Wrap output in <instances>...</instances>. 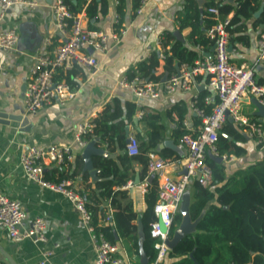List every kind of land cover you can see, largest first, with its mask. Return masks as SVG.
Segmentation results:
<instances>
[{
  "label": "crops",
  "instance_id": "1",
  "mask_svg": "<svg viewBox=\"0 0 264 264\" xmlns=\"http://www.w3.org/2000/svg\"><path fill=\"white\" fill-rule=\"evenodd\" d=\"M33 1L37 3L35 9L28 10L22 5H16L7 10L0 20V32L15 28L18 36L12 50L0 51V193L20 203L26 214L23 228H28L34 218L44 221L46 241L40 244L30 240L12 242L5 230L0 228V264H9L6 255L15 264H38L43 260L45 264L94 263L92 243L69 201L61 194L30 181L20 166V154L26 149H46L51 146L70 147L72 159L70 162L45 166L44 178L58 182L60 174L69 176L66 180L78 191L84 192L89 204L91 200L98 201L97 183L102 180L93 160L100 157L114 160L118 164L120 173L126 174L128 178L124 184L112 187L116 193L115 207L106 199L98 201L96 205L104 211L105 217L110 216L108 225L113 229V244L117 246L115 256L126 260L128 264H154L155 260L150 262L144 252L143 243L147 225L145 213L150 201L148 196L154 181H158L157 175L147 168L144 170L136 161L120 163L117 159L121 151L117 143H112L110 148L95 145L96 154L85 158L84 148L74 142V130L80 124L93 122L105 106L112 105L116 100L123 110L127 105H134L135 108L131 122L123 121L125 146L130 136L136 138L138 144L141 138H146L148 129L142 116L155 115V125L163 136L158 149L172 151L177 157L170 159L172 161L184 159L187 152L181 140L177 144L174 141L175 131L182 116L183 127L190 132L187 134H198L201 124L194 125L195 119H199L193 111L194 100L205 93V103L214 105L217 101L214 90L207 86L208 75L203 73L195 77L187 91L176 90L171 94H162L155 100L144 101H137L130 90L118 85V80L124 76L130 77L140 63L148 65L154 52L157 63L153 77L158 80L188 72L197 62L212 60L213 43L206 36L211 21L207 7L213 2L234 8L237 0H149L141 14L135 13L136 0H94V3L93 0H69L76 8L74 14L84 16L88 29L102 31L107 35L109 49L104 54L87 50L98 61L97 74L88 75L79 67L68 71L74 72L71 86L77 93L73 99L62 105L53 103L35 114H28L23 110V94L29 82L31 67L36 57L51 54L58 45L51 10L54 0ZM257 1V10L248 18H240L232 26L234 32L228 39V58L233 65L251 68L256 83L264 86V58H260L257 46L258 39L264 33V0ZM91 3L95 7V14L88 17L86 7ZM233 15L234 9L224 18L231 19ZM120 30L125 32L118 42H114L111 35ZM173 45L182 50V59L172 57L171 65L166 67L165 57L172 55ZM65 75L59 72L55 78L67 82L63 78ZM240 113L258 122L264 131V105L258 99L246 94L241 100ZM226 121L232 124L230 130L236 134L226 133L223 127L219 134L244 153L237 157L218 153L219 157L216 158L207 154V158L224 167L223 182L235 172L259 161L264 155V145H257L246 126L236 125L228 119ZM92 142L96 140H90L88 144ZM94 170L95 181L89 175ZM178 170L168 167L164 173L174 178ZM196 189V182L191 180L175 212L180 215L175 233L180 231L184 223L186 235L195 231L196 221L190 220L189 208ZM210 191L214 192V187H210ZM114 213L134 216L130 222L134 227L130 234L132 238L121 237L116 231ZM47 251L51 254L44 259L42 256ZM171 261L166 258L164 263Z\"/></svg>",
  "mask_w": 264,
  "mask_h": 264
},
{
  "label": "built area",
  "instance_id": "2",
  "mask_svg": "<svg viewBox=\"0 0 264 264\" xmlns=\"http://www.w3.org/2000/svg\"><path fill=\"white\" fill-rule=\"evenodd\" d=\"M149 0H138L135 10L141 14ZM22 5L28 10L37 7L33 0H0V20L11 7ZM51 10L55 22V33L58 45L49 55L35 58L30 70L29 82L23 94V110L28 114H35L41 108L56 104H64L73 99L77 91L64 80L55 77L59 72L67 73L74 67L83 69L88 75H95L99 71V64L92 53L104 54L108 48V37L102 31L88 29L85 18L81 14L72 13L64 0H54ZM207 13L213 20L206 36L213 43L212 60H203L195 63L188 72L173 74L165 80L142 78L135 71L132 77L124 76L118 80V85L131 91L137 101L155 100L162 94H171L176 90L187 91L191 88L193 79L200 74L208 75L207 86L214 90L216 103L210 114L193 104V111L201 119V125L196 137L185 134L181 143L187 155L180 161L162 159L155 153L147 154V169L157 175V199L153 207L155 221L151 224L149 234L156 239L154 248L157 250L154 264L161 263L169 250L166 242L168 232L162 233L157 218L165 227L171 226L172 218L181 202L183 193L191 180L201 186H207L212 179V170L206 162L207 154L218 156L216 142L219 131L229 118L239 126H246L250 136L258 138L260 142L264 131L258 122L251 121L240 113L241 100L249 94L264 105V86L256 83L251 68L244 65L236 66L229 62L227 31L228 18H222L216 7L207 8ZM125 31L113 33L111 38L118 42ZM18 41L15 28L0 32V51L12 50ZM260 58H264V33L257 42ZM93 122L78 125L73 134L74 142L85 148L88 142L85 137L92 132ZM128 156L139 153L136 138L130 136L126 143ZM72 159L71 149L68 146H51L46 149L30 147L20 154V166L25 176L40 186L61 194L71 204L78 214L94 249L93 264H128L126 260L116 257L117 246L107 241L103 234L93 224L91 212L87 208V198L74 188L69 180L63 179L52 182L44 178V167L48 164H62ZM178 170L176 177L166 176V168ZM182 169V171H181ZM26 214L20 203L7 198L0 193V228L4 229L12 242L30 240L34 244L46 241L45 223L41 218L30 221L28 228H23ZM110 216L103 219L108 224ZM51 253L43 254L46 259ZM38 264H45V260Z\"/></svg>",
  "mask_w": 264,
  "mask_h": 264
},
{
  "label": "trees",
  "instance_id": "3",
  "mask_svg": "<svg viewBox=\"0 0 264 264\" xmlns=\"http://www.w3.org/2000/svg\"><path fill=\"white\" fill-rule=\"evenodd\" d=\"M64 3L71 12H76L75 6L69 0H64ZM92 3H94V0ZM92 3L86 7L88 17H93L95 14V7L93 8ZM137 5L138 0H136L135 8H137ZM258 5L259 1L257 0H237L234 8L229 5L214 4L213 2L207 8L216 7L222 18L234 9V15L231 19H228L227 26L228 34L232 35L234 32L232 26L240 18L250 17L257 10ZM212 24L213 20L211 19L208 29ZM180 51L182 50L177 45H173L172 55L165 57L166 67L171 65L172 57L182 59ZM156 63L154 52L151 54L150 63L148 65L140 63L136 71L142 78L155 79L153 73ZM73 74V71L67 72L63 77L70 85H72L71 77ZM60 76L63 75L60 74ZM60 76L58 78H61ZM132 76L133 74L130 77ZM205 95V93H202L197 97L195 106L203 109L205 115H208L215 104L205 103ZM134 109V105H127L123 110L116 100L113 101L112 105L105 106L102 113L93 120L94 128L85 137V140L87 142L96 140L94 145L108 148L112 143H117V147L121 151L117 160L120 163L136 161L143 166L144 170L147 168L148 153H157L164 159H177L172 151L158 149V145L163 141V136L160 134L158 126L155 125V115L148 114L142 116V120L146 123L148 129L146 138H141V142L138 144L139 153L128 157L125 148V124L123 121L131 122ZM200 124L201 119H195L194 125L198 126ZM222 127L226 133L236 134L233 130H230L232 124L228 121H225ZM226 128H229V130H226ZM188 132L183 127L181 116L174 135V141H177L176 144ZM191 135L196 137L197 132ZM253 138L258 146L264 145V137L260 142H257L258 138ZM216 147L219 155L226 154L227 157L230 154L237 157L244 153L241 148L233 143H228L220 134H218ZM173 156L174 158H172ZM93 162L94 166L99 169L102 179L97 183L99 193L96 199L98 201L109 200L111 206L115 207L116 193L112 191V187L124 184L128 176L120 173L118 164L114 160L97 157ZM206 162L212 170V179L207 186L196 183L197 191L189 208L190 220L196 221L195 231L184 236L171 250H168L159 264H165L166 258L172 259L167 264H246L249 262L264 264V155L259 161L246 169L235 172L231 178L224 180V182V167L209 158L206 159ZM67 178L69 176L64 174L59 176V180ZM112 179L116 180L113 181ZM210 187H214V192L210 191ZM148 198L150 201L149 208L145 213V224L147 225H145L143 250L149 256L150 262H153L157 253L154 248L157 240L150 237L149 230L151 224L155 221L153 213V207L157 199V183L155 181ZM98 201L91 200L92 203L87 204V208L91 212L96 229L103 234L107 241L113 244V229L108 225L109 223L106 225L103 223L105 214L96 205ZM133 217L131 214L114 213L115 229L121 237L132 238L130 234L134 227L130 225V222ZM179 223L180 215H173L168 231L169 239L177 230Z\"/></svg>",
  "mask_w": 264,
  "mask_h": 264
},
{
  "label": "water",
  "instance_id": "4",
  "mask_svg": "<svg viewBox=\"0 0 264 264\" xmlns=\"http://www.w3.org/2000/svg\"><path fill=\"white\" fill-rule=\"evenodd\" d=\"M229 121H231V119L228 118ZM96 151V148H95V145H94V142L92 143H89L87 144V146L84 148V151H83V155L85 158H89V156L91 154H96L95 153ZM216 158V157H215ZM89 175L91 176L92 180H96V171H91L89 173ZM157 222L159 224V228L161 230L162 233H167L168 232V229L165 227V225L162 223V221L160 220V218L158 217L157 218ZM185 224L183 225V227L180 229L179 232H174L173 236L167 240L166 242V245L168 247L169 250H171L184 236H186V229H185ZM6 258L8 260V263L9 264H15V262L6 255Z\"/></svg>",
  "mask_w": 264,
  "mask_h": 264
}]
</instances>
